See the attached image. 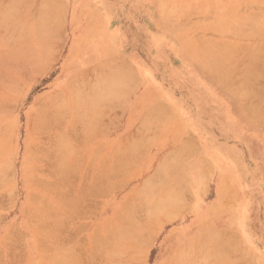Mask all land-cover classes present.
<instances>
[{
  "label": "rangeland",
  "instance_id": "obj_1",
  "mask_svg": "<svg viewBox=\"0 0 264 264\" xmlns=\"http://www.w3.org/2000/svg\"><path fill=\"white\" fill-rule=\"evenodd\" d=\"M8 1L0 0V264H264V129L243 121L236 113L239 107L177 38L181 23L185 35L217 39L214 22L218 15L231 11L228 19L223 18L225 22L261 16L264 0H211L209 5L207 0ZM105 4L112 5L111 20ZM76 12L80 22L73 25L71 18ZM40 19L49 21L40 25ZM99 28L102 42L91 36L87 42L84 34H94ZM116 31L125 36L122 49L115 42L108 48L107 36ZM154 36L169 42L164 50L152 41ZM225 36L228 41L235 39ZM238 40L247 47L259 43V37ZM101 46L104 53L122 51L129 62L136 63L128 53L135 54L142 62L137 65L144 74L145 87L153 85L170 104L179 106L182 114L185 111V123L190 122L192 131L188 147L177 151V156L172 154L173 159L182 156L176 161L171 154L160 159L125 155L123 162L121 156H112L113 168L106 174L108 187H103V169L96 170L87 156L72 154L79 141L73 136L92 131V124L99 122L96 106L118 94L113 91L116 95L108 97L111 91H104L105 71L100 68L96 73L91 67L97 58L89 60V56ZM13 49L18 51L15 55ZM103 59L98 55V62ZM110 70L116 81L124 84L115 76L120 75L119 66ZM97 76L98 82L94 81L100 92L97 83L91 88L90 78ZM154 95L160 101V95ZM181 98L190 104L184 111L182 101H173ZM215 147L229 151L228 161ZM213 156L223 164L216 165ZM126 157L130 163H125L129 162ZM101 158L94 157L92 162ZM88 170L92 171L91 182ZM152 173L159 175L155 178ZM213 232H234L225 251L220 250L225 253H217ZM208 248L218 255L209 254Z\"/></svg>",
  "mask_w": 264,
  "mask_h": 264
},
{
  "label": "bare ground",
  "instance_id": "obj_2",
  "mask_svg": "<svg viewBox=\"0 0 264 264\" xmlns=\"http://www.w3.org/2000/svg\"><path fill=\"white\" fill-rule=\"evenodd\" d=\"M11 1V0H10ZM10 1H8V2H10ZM15 1V0H14ZM17 1V0H16ZM20 1V0H19ZM19 1L16 3V4H18L19 3ZM54 1V0H53ZM53 1H52V3H53ZM215 1H218V2H220V0H215ZM222 1V0H221ZM234 0H232L231 2H233ZM21 2V1H20ZM55 2H58V1H55ZM54 2V3H55ZM153 2V1H152ZM208 5L209 4H212V2H211V0H207V1H205ZM234 2H236V1H234ZM258 2H261V1H258ZM263 2V1H262ZM261 2V3H262ZM16 4L14 5V6H16ZM49 4V3H48ZM252 4V3H251ZM3 5V4H2ZM7 5H9V4H7ZM6 5V6H7ZM12 5V4H11ZM10 5V6H11ZM20 6V5H19ZM24 6V5H23ZM42 6V5H41ZM40 6V7H41ZM49 6V5H48ZM228 6V5H227ZM42 7H45V9L46 8H48L46 11H48L49 9H50V7H47V5H43ZM165 7V6H164ZM5 9H6V7H4ZM22 9H23V7H21ZM211 8V7H210ZM15 9V8H14ZM44 9V8H43ZM43 9L41 8V10L43 11ZM202 9V8H201ZM243 9V8H242ZM241 9V10H242ZM260 10H261V8H259ZM15 10H17V7H16V9ZM246 10H248V9H246ZM264 10V9H263ZM46 11H43L44 12V14L46 13ZM183 11H186V9H185V7L183 8ZM256 12V11H255ZM3 13V12H2ZM205 13V12H204ZM17 14V13H16ZM33 14V13H32ZM41 14H43V13H41ZM55 14V13H54ZM231 14H232V12L231 11H228L227 12V14L226 15H224V16H222V14H220V15H218L220 18L218 19V20H215V22H214V26H215V30L217 31V33H218V36H217V39H213V40H208V39H195L194 37H192L191 35H185V34H183L182 33V30H181V28H184V27H182V26H180L181 25V23L178 25V27L180 28L179 30H178V32L179 33H177V38H178V41L179 42H181L183 45H184V47L186 48V51H187V54L189 55V56H191L199 65H200V63H201V66L203 67V68H205L206 70H208L209 71V73H210V75H211V77H212V79L213 80H215L217 83H218V85H219V87H220V89L225 93V95L227 96V97H229V98H231L233 101H234V104H235V106H238L239 107V109H236V113L238 114V115H240L242 118H243V121L244 122H246V123H248V124H250V125H252V123L254 124V125H257L258 127H260V128H262V129H264V15H254V16H247V17H242V18H235V20L233 21V22H225L224 20H223V18H225V19H228L230 16H231ZM56 15V18H57V16H58V14H55ZM13 16V15H12ZM17 17V16H16ZM53 17V16H52ZM18 18V17H17ZM42 18V17H41ZM59 18V17H58ZM172 18V17H171ZM211 18V17H210ZM53 19V18H52ZM200 19H201V17H200ZM37 20H38V18H37ZM55 20V19H54ZM22 21H23V19H22ZM40 21H43V23H41L40 22V25H45L44 24V22L46 21H49V19L48 20H44V19H40ZM33 23L35 22L34 21V19H33V21H32ZM38 22V21H37ZM51 22V21H50ZM49 22V23H50ZM53 23H54V21H53ZM53 23L51 22V24L53 25ZM33 25V24H32ZM56 25V24H55ZM21 26V28L20 29H22V25H20ZM46 26V25H45ZM54 26V25H53ZM35 28H36V25L34 26ZM52 27V26H51ZM50 26H49V28H51ZM101 27V26H100ZM159 27V26H158ZM15 28V27H14ZM33 28V27H32ZM34 28V29H35ZM2 29V28H1ZM11 29H13V27L11 28ZM19 29V30H20ZM55 29V28H54ZM100 30V28L99 29H97L96 31H94V34H92L90 31H88V36H86V34L87 33H85L84 35L87 37H85L84 36V38L86 39V41H87V39H89V36H91L92 38H94L96 41H99L100 40V42H102V34H101V32L99 31ZM161 30V29H160ZM214 30V29H213ZM214 30V31H215ZM43 31V30H42ZM52 31H53V29H52ZM106 31V30H105ZM54 32V31H53ZM157 32H159V31H157ZM7 33H8V31H7ZM17 33H19V32H17ZM44 33V32H43ZM46 33V32H45ZM45 33H44V35L43 36H46L45 35ZM48 33V32H47ZM106 32H103V34H105ZM203 33V32H202ZM191 34V33H190ZM224 34H227V35H229L230 36V38L231 37H233V38H235L234 40H232V38H231V40L232 41H228L227 39H224ZM41 35V34H40ZM222 35H224V36H222ZM226 35V36H227ZM18 36V35H17ZM49 36V35H48ZM50 36L52 37V35L50 34ZM197 36V35H196ZM225 36V37H226ZM38 37V40H39V36H37ZM56 37V36H55ZM108 37V36H107ZM219 37V38H218ZM238 37H245V38H254V37H259V43L258 44H256V45H254L253 44V46H251L252 44H249V42L250 41H248V43L247 44H249L250 46H244L241 42H239V40L237 41V39H238ZM54 38V37H53ZM153 38V40L152 41H154V43L156 44V45H158V46H161V48L164 50V46L168 43L169 44V42H167L166 40H165V38L164 37H158V36H154V37H152ZM167 38V37H166ZM241 39V38H240ZM19 40V39H18ZM169 40V39H168ZM49 41V40H48ZM53 41V40H52ZM89 41H91V39H89ZM245 41H247V40H245ZM88 42V41H87ZM42 44H46L45 43V41L43 42V40H42V42H41ZM52 43V42H51ZM94 43V42H93ZM97 43V42H96ZM246 44V45H247ZM10 45H12V44H10ZM19 45V44H18ZM4 47H6V45H3ZM14 46H15V43H14ZM29 46H31V45H29ZM3 47V48H4ZM16 47H17V45H16ZM26 47V46H25ZM76 47V46H75ZM2 48V49H3ZM10 48H11V46H10ZM29 48V47H28ZM14 49H15V47H14ZM13 49V50H14ZM17 49V48H16ZM27 49V48H26ZM92 49V48H91ZM12 50V49H11ZM177 50V49H176ZM17 51V50H16ZM15 50H14V52H12V53H14V55H15V52H16ZM73 51V50H72ZM88 51V50H87ZM106 51V50H105ZM9 52H11V51H9ZM18 52V51H17ZM89 52H90V50H89ZM4 53V52H3ZM21 53V52H20ZM76 53H77V51H76ZM76 53H74V54H76ZM71 54V53H70ZM83 54V53H82ZM179 55V54H178ZM175 56V55H174ZM9 57V56H8ZM38 57V56H37ZM32 58V57H31ZM73 58V57H72ZM33 59H34V57H33ZM71 61H73V59H70ZM69 60V61H70ZM90 60H92V59H90ZM180 60V59H179ZM70 61V62H71ZM94 61V60H93ZM184 61V60H183ZM200 62V63H199ZM69 63V62H68ZM67 63V64H68ZM185 63V62H184ZM104 66V65H103ZM123 68H124V66H122ZM122 68V71H124L125 69L128 71V80L130 81L129 83H131V82H135L134 81V78H135V75H133V70L131 69V68H125V69H123ZM121 71V70H120ZM131 73V74H130ZM100 74V73H99ZM105 75H104V77H103V81L104 82H106L107 81V83H104V82H102V81H99V82H102V83H104L103 85H107L108 86V89L111 91V95L110 96H108V97H111V96H114V95H116V93H113V91H116L118 94H124V93H127L126 95H130V94H128L129 93V91H128V88L129 87H126V86H124L123 85V83H122V85H120V82L119 81H116V79H115V77H114V75L109 71V72H107L106 71V69H105V73H104ZM94 76H96V74H94ZM93 76V77H94ZM107 76V77H106ZM108 76H110L109 78H108ZM116 76V75H115ZM80 77V76H79ZM93 77L92 78H90L91 79V82L93 83V85L91 84V88H93L94 87V84H96L97 82H98V80H97V78L99 77V76H97V77H95V79H93ZM117 77V76H116ZM102 78V75L100 76V79ZM111 78V79H110ZM93 80V81H92ZM97 80V82H95V81ZM102 80V79H101ZM102 83L100 84V86H103L102 85ZM84 85V84H83ZM96 86H98L97 87V89L99 88V84L97 83L96 84ZM95 86V87H96ZM114 86H117L118 88L117 89H119V91L117 90V89H114ZM128 86V85H127ZM153 86V85H152ZM104 87V86H103ZM154 87V86H153ZM120 88H122L121 89V91H120ZM155 88V87H154ZM114 89V90H113ZM113 90V91H112ZM129 90H131L130 88H129ZM77 91H79L80 92V90H78L77 89ZM105 91V90H104ZM103 91V92H104ZM128 91V92H127ZM100 92V91H99ZM120 92V93H119ZM122 92V93H121ZM134 92V91H133ZM76 93H78V92H76ZM80 94H82L81 92H80ZM80 94L78 95V96H80ZM100 94V93H99ZM117 94V95H118ZM149 94V93H148ZM103 95V94H102ZM108 95V94H107ZM107 95H105V96H107ZM125 95V94H124ZM78 96H77V98H78ZM123 95H121V97H122ZM151 96H152V101H154L156 104H158L159 103V99L154 95V94H151ZM97 97V96H96ZM107 97V98H108ZM156 97V98H155ZM141 98H142V100H144V99H149V96H141ZM93 99H94V97H93ZM96 99V98H95ZM94 99V100H95ZM64 101V100H63ZM90 101H92L93 102V100H90ZM89 102V101H88ZM87 102V103H88ZM90 103V102H89ZM41 105H42V103H41ZM85 106V105H84ZM86 107H87V105H86ZM174 107V106H173ZM180 111H181V108L179 107V106H176ZM49 108H47V110H48ZM157 110V109H156ZM162 110V109H161ZM77 111V110H76ZM160 112V111H159ZM79 114V113H78ZM158 114H159V116L161 115L160 113H157V112H155V116L157 115L158 116ZM164 114V113H163ZM50 115V114H49ZM76 115H77V113H76ZM147 115V114H146ZM46 116V115H45ZM51 116H52V114H51ZM42 117H43V115H42ZM157 118V117H156ZM88 120V119H87ZM143 121H142V124H143V122H144V124H146L145 122L146 121H144V118L142 119ZM153 120H155V117L153 118ZM152 120V121H153ZM32 123V122H31ZM161 124V123H160ZM189 127L191 126L190 125V122H188V123H186ZM139 125H140V123H139ZM138 125V126H139ZM147 126L150 128L151 127V125H148L147 124ZM141 127H143L142 125H141ZM180 127V126H179ZM144 128V127H143ZM184 128V127H183ZM176 130V129H175ZM140 131V132H139ZM180 131V130H179ZM138 133H140L139 135L141 136V134H142V130H138L137 131ZM174 132V131H173ZM172 132V133H173ZM178 132V131H177ZM63 135V134H62ZM137 135V134H136ZM140 138H142V136L141 137H138V139H140ZM145 137L143 136V138L141 139V140H147V139H144ZM67 139H69V138H67ZM189 140V139H188ZM63 141V140H62ZM68 141V140H67ZM127 142V141H126ZM190 143V142H189ZM129 145H130V142L128 143ZM131 145H132V142H131ZM189 145V144H188ZM128 146V145H127ZM122 147H124L125 149H127L126 148V145L125 146H122ZM130 147V146H129ZM186 147H188L187 145H186ZM185 147V148H186ZM67 148V147H66ZM193 148H195V147H193ZM64 149V148H63ZM68 149H71V147L70 148H68ZM73 149V148H72ZM72 149H71V151H72ZM75 150V149H74ZM187 150H190V149H187ZM178 151V150H177ZM177 151L175 152V153H177ZM181 151V150H180ZM180 151H178V153L180 152ZM202 150H200V152H201ZM215 151L218 153V154H220L221 155V157L226 161H228V159L226 158V157H229V156H231L228 152L229 151H227V150H224L223 148L222 149H218V148H216L215 147ZM66 152V151H65ZM128 152V151H127ZM127 152H125V153H127ZM187 152V151H186ZM70 153H72V152H70ZM69 153V154H70ZM129 153H131V152H129ZM177 153V154H178ZM182 153V152H181ZM185 153V152H184ZM190 153V152H189ZM67 154H68V152H67ZM124 154V153H123ZM128 154V153H127ZM183 154V153H182ZM182 154H180V155H182ZM186 154V153H185ZM188 154V153H187ZM191 154V153H190ZM121 155V154H120ZM176 155V154H175ZM125 156V155H124ZM127 156V155H126ZM171 156H172V154H171ZM174 156V155H173ZM173 156H172V159H173ZM177 156V155H176ZM195 156V155H194ZM122 157V162L124 161V157L123 156H121ZM182 157V156H181ZM180 157V158H181ZM197 157V156H196ZM118 158L119 157H117V160H118ZM127 158V157H126ZM179 158V157H178ZM178 158H176L177 160H178ZM179 158V159H180ZM192 158V157H191ZM171 159V158H170ZM172 159H171V161H172ZM175 159V158H174ZM173 159V161H176V159L174 160ZM194 159V158H193ZM116 160V159H115ZM129 160V158H127V161ZM166 160H169V158L168 159H166ZM213 160H214V162L216 163V165H218V166H221L222 164H223V160H218L216 157H214L213 156ZM185 161V160H184ZM187 161V160H186ZM207 161V160H206ZM117 164H118V162H116ZM125 163H130V160H129V162H125ZM172 163V162H171ZM174 163V162H173ZM207 163H208V165H211L212 163H210V161H207ZM114 164V163H113ZM120 164H122V163H120ZM188 164H191V161H189L188 162ZM116 164H114V168L116 169L117 168V166H119V164L117 165V166H115ZM172 165V164H171ZM125 166H127V165H125ZM129 166H131V165H129ZM168 166V165H167ZM188 166V165H187ZM22 167H24V165L22 166ZM174 166H172L171 168H173ZM25 168V167H24ZM113 168V167H112ZM121 168H122V166H121ZM124 168H126L127 170H128V167H124ZM132 168H133V166H132ZM171 168H169V169H171ZM113 170V171H115L116 172V170ZM117 169H120V167L119 168H117ZM131 169V168H130ZM110 170V169H109ZM122 170V169H121ZM160 169H158V171H159ZM180 170H181V168H180ZM112 170H110V172H111ZM119 171V170H118ZM117 171V172H118ZM126 171V170H125ZM129 171V170H128ZM127 171V172H128ZM131 171V170H130ZM156 171V170H155ZM154 171V172H155ZM173 171H174V169H173ZM114 172V173H115ZM116 172V173H117ZM126 172V173H127ZM159 173V172H158ZM208 173V172H207ZM129 174V173H128ZM155 174V173H154ZM154 174L152 173V175L154 176ZM206 174V173H205ZM24 175H26V169H25V171H24ZM152 175H150L151 177H153ZM157 175H159V174H157ZM157 175H156V177H157ZM160 176H161V174H160ZM155 177V176H154ZM155 177V178H156ZM203 177H204V174H203ZM154 178V179H155ZM202 178V177H201ZM153 180V179H152ZM147 181H149V180H147ZM146 181V182H147ZM101 182V181H100ZM150 182V181H149ZM95 183V182H94ZM102 183V182H101ZM111 183H113V182H110L109 184H111ZM153 183H156V182H153ZM100 184V183H99ZM148 184V183H147ZM150 184V183H149ZM148 184V185H149ZM95 185V184H94ZM98 185V184H97ZM115 185V184H114ZM53 186H55V185H53ZM100 186H102L101 184H100ZM99 186V187H100ZM107 187L109 186L108 184L106 185ZM113 185H111V188H113L112 187ZM141 186H142V184H141ZM150 186V185H149ZM91 187V186H90ZM104 187V186H103ZM110 188V187H109ZM108 188V189H109ZM153 188V187H152ZM103 189V188H102ZM106 189V188H105ZM142 189H144V188H142ZM176 189V188H175ZM147 190H148V188H147ZM152 190V189H151ZM99 191V190H98ZM101 191V190H100ZM145 191V190H144ZM152 191H154V190H152ZM155 191H157L156 189H155ZM177 192V191H176ZM185 192V191H184ZM85 193V192H84ZM88 193V192H87ZM91 193V192H90ZM90 193H88V194H90ZM97 193V192H96ZM96 193H94V195L96 194ZM172 193V191L170 192V194ZM181 193V192H180ZM147 194V193H146ZM149 194V193H148ZM147 194V195H148ZM169 194V192H168V195H170ZM181 194H183V193H181ZM152 195H153V193H152ZM152 195H151V197H152ZM155 195V194H154ZM154 195H153V197H154ZM173 195V194H172ZM156 196V195H155ZM178 196H179V193H178ZM182 196V195H181ZM148 197V196H147ZM168 197V196H167ZM170 197V196H169ZM180 197V196H179ZM177 197H175L174 199H175V201L177 202V203H179V201H177V199H176ZM185 198V197H184ZM154 199V198H153ZM163 199V198H162ZM165 199V198H164ZM164 199H163V201H162V206H165L164 204H166L165 202H164ZM225 199V198H224ZM134 200V199H133ZM142 200H143V198H142ZM128 201V200H127ZM168 201V200H167ZM182 201H184V199L182 200ZM181 201V202H182ZM143 202V201H142ZM145 202H146V200H145ZM152 202V201H151ZM159 202H160V200H159ZM180 202V203H181ZM65 203V202H64ZM164 203V204H163ZM169 203V202H168ZM171 203V202H170ZM182 203H185V202H182ZM129 204V203H128ZM127 204V205H128ZM156 205H157V203H155ZM172 204V203H171ZM154 207H155V205H153ZM169 206V205H168ZM127 207V206H126ZM125 207V208H126ZM153 207V208H154ZM128 208V207H127ZM151 208V207H150ZM170 208H171V206H170ZM173 208H175V206H173ZM68 209V208H67ZM156 209H158L157 208V206H156ZM169 209V208H168ZM172 209V208H171ZM69 210V209H68ZM173 210V209H172ZM183 210V209H182ZM124 211V210H123ZM126 211V210H125ZM149 213V212H148ZM151 213V212H150ZM162 214H165L164 216L165 217H169V215L168 214H166V212H161ZM155 214H158V212H156ZM228 214V213H227ZM127 215V214H126ZM167 215V216H166ZM173 215H175L176 216V214H173ZM173 215H172V218H174L173 217ZM129 216V215H128ZM151 216H153V213L151 214ZM164 216H162V218L163 219H165L164 218ZM128 218V217H127ZM162 219V220H163ZM128 220V219H127ZM152 219H150V221H151ZM160 220H161V217H160ZM131 221V220H130ZM130 221H129V223H130ZM133 221V220H132ZM131 221V222H132ZM126 222V221H125ZM134 222V221H133ZM133 222H132V226H134L135 225V223L133 224ZM145 222H147L146 220H145ZM165 222H167V221H165ZM208 222V221H207ZM227 222V221H226ZM149 223V222H148ZM148 223H145V224H147L148 225ZM150 224H152V223H150ZM202 224V223H201ZM124 225V224H123ZM128 225V224H127ZM131 225V224H130ZM206 225V224H205ZM131 226V227H132ZM136 226V225H135ZM138 226V225H137ZM139 226H141V225H139ZM199 226V225H198ZM124 229V228H123ZM126 229V228H125ZM132 229H135V227L134 228H132ZM121 230V229H120ZM127 230V229H126ZM126 230H124L125 232H126ZM128 230H129V228H128ZM237 230V229H236ZM135 231L137 232V230L135 229ZM139 231V230H138ZM200 231V230H199ZM220 231V230H219ZM218 231V232H219ZM129 232V231H128ZM131 232V231H130ZM133 232V231H132ZM140 233H138V234H141V230L139 231ZM143 233H144V231H142ZM216 232V231H215ZM215 232H213L214 233V235H215V238H216V233ZM135 233V232H134ZM149 233H150V231H149ZM148 233V234H149ZM221 233V232H220ZM234 233V232H233ZM231 234V235H234V234ZM133 234V233H132ZM131 234V235H132ZM136 234V233H135ZM71 235V234H70ZM144 235V234H143ZM152 235V234H151ZM153 235H155V233L153 234ZM213 235V234H212ZM231 235H229L227 232H222L221 234H219V235H217V240H216V243H214V245H215V247L217 248V250H218V252L217 253H219V251L220 250H224V248H225V246H227V244H228V240H229V236H231ZM142 236V235H141ZM146 236V235H145ZM145 236H143V238L145 237ZM137 237H138V235H137ZM213 237L214 236H212V240H213ZM235 237H236V235H235ZM73 238V237H72ZM128 238V237H127ZM130 238V240H131V237H129ZM133 238H136V236L134 237L133 236ZM132 238V239H133ZM234 238H232V240H233ZM125 240V239H124ZM129 240V239H128ZM141 240H143V239H141ZM140 239L138 240V241H141ZM150 240H151V238H150ZM206 240V239H205ZM215 240H213V242L215 241ZM237 239H235V241H236ZM127 241V240H126ZM132 241V240H131ZM137 241V239H135V242ZM152 241V240H151ZM93 242V241H92ZM143 244L144 243H146V242H144V240L143 241H141ZM139 243V245L140 244H142V243ZM148 242V241H147ZM210 242V241H209ZM230 242V241H229ZM138 243V242H137ZM149 243V242H148ZM147 243V244H148ZM203 243L205 244V247H206V243L207 242H204L203 241ZM212 243V242H211ZM231 243H234V242H231ZM195 244V243H194ZM230 244V243H229ZM228 244V245H229ZM145 245V244H144ZM84 246V245H83ZM195 246V245H194ZM211 246H213V245H211ZM231 246V245H230ZM210 247V246H209ZM71 248H73V247H71ZM87 248V247H86ZM149 248V247H148ZM194 248V247H193ZM231 248H232V246H231ZM74 249V248H73ZM72 249V250H73ZM79 249H80V247H79ZM204 248H202V250H203ZM211 249H213V248H211ZM211 249H209L208 248V250H209V254H211L212 253V256H214V253H215V251H213L212 252V250ZM233 249H234V247H233ZM71 250V251H72ZM202 250H201V252H202ZM226 250H227V247H226ZM225 251V250H224ZM223 251V252H224ZM232 251V250H231ZM235 251V250H234ZM83 252V251H82ZM220 252H222V251H220ZM223 252H222V254H223ZM238 252V251H237ZM207 253V252H206ZM217 253H215V255L217 254ZM225 253V252H224ZM241 253V252H240ZM68 254V253H67ZM218 255V254H217ZM230 255V254H229ZM122 256H124L123 254H122ZM211 256V257H212ZM222 256V255H221ZM228 256V255H227ZM220 257V256H219ZM80 258V257H79ZM79 258H76V259H79ZM204 258H206V257H204ZM203 258V259H204ZM208 258H210V256L208 257ZM70 260V259H69ZM176 261V260H175ZM75 262V261H74ZM79 262V261H78ZM192 262V261H191ZM190 262V264H193V262L191 263ZM188 263H189V261H188ZM206 263V262H205ZM126 264V263H125ZM184 264H185V262H184ZM208 264H210V263H208Z\"/></svg>",
  "mask_w": 264,
  "mask_h": 264
},
{
  "label": "crops",
  "instance_id": "obj_3",
  "mask_svg": "<svg viewBox=\"0 0 264 264\" xmlns=\"http://www.w3.org/2000/svg\"><path fill=\"white\" fill-rule=\"evenodd\" d=\"M104 6H106L105 12L107 13L108 19L111 20L113 18L112 5L105 4ZM78 17L80 16L77 14V12L72 16L71 20L73 25H77L80 22V20H77ZM104 23L108 24L107 18L104 19ZM107 38L108 41L106 42H108L107 44L110 45L108 48L112 47L113 43L115 42L116 45L119 44L118 48L122 49L124 46L121 45L126 43L124 34L118 33L117 31L115 33L112 32V34ZM116 39L117 41H114ZM116 48L117 46L115 49ZM102 50V46L98 47L95 49V52L93 51V54L89 56L90 59L92 57L98 59V55H102L104 58L99 62L97 59L94 62L92 61L91 67L93 66L97 71L96 73H98L100 68H103V72L105 69L107 72H111L110 68L112 70L118 69L119 66V69L121 70L119 72L120 75L116 76H119L121 80L123 79V85L131 89L129 90L128 88V94L130 95H126L127 93H124V95L121 92V95H123L122 97L120 94H118L119 96L116 95L115 98L106 99L96 106V112L94 114L97 115L99 122L95 125L92 124V131H88L86 134L79 136H73V140L78 139L79 141L74 147L76 151H74L72 154L87 156L89 157V164L92 165L93 163L94 167H96V170L101 171V169H103L105 174L103 186L106 187V182L108 180L106 174L110 175V170H112V156L142 155L160 159L166 155L175 154L177 150L182 151L185 149L187 140L189 139L191 141L192 131L191 128L185 123V119H187L185 116H187V114H185L184 109L190 107V104L186 99L181 98L179 100H173L174 102H183L184 112L182 114V111H180L174 104H170V102L166 100L161 94H159V92L154 87H145L144 74L137 65H142V62L140 63L137 61V58L133 56L135 54L128 53L129 56H131V60L133 59L136 63L132 61L129 62L127 57L122 55V51L110 50L104 53ZM75 56L76 55H73L72 57ZM122 66H124V68ZM125 67L131 68L133 70L135 82L129 83L130 81L128 80V71L125 69ZM122 68L125 70L122 71ZM120 85H122V83H120ZM105 86L106 87H104V90H108V86ZM117 88V86H114V89ZM121 89L122 88H120V91ZM96 90L102 91L101 89ZM117 90L119 91V89ZM151 94L160 95V101L158 104L152 101ZM141 96H149V99L147 98L142 100ZM89 102V104L92 103V101ZM89 108L90 110L88 111V115L92 117V105H89ZM155 112L160 113L161 115L159 116L158 114V116H155ZM154 117L155 120H153ZM143 118L144 121H146V124H144V122L142 124ZM147 124L151 125V127L149 128ZM141 125L144 128L141 127ZM138 130H142L141 136L142 138L144 136V139L147 140H141L142 138L138 139V137H141L139 135L140 133L137 132ZM129 142L130 145L128 144ZM125 145L127 149L122 147ZM94 157L102 158L97 163L96 161L92 162ZM144 163L146 165V161ZM88 171V180L91 182L92 171ZM94 181L96 182L95 179ZM93 186L95 187L96 185Z\"/></svg>",
  "mask_w": 264,
  "mask_h": 264
}]
</instances>
